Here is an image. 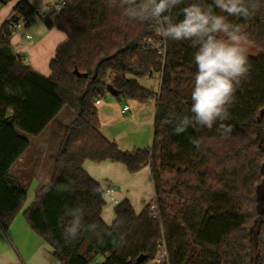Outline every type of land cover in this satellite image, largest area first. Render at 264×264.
Here are the masks:
<instances>
[{"label":"trees","instance_id":"obj_1","mask_svg":"<svg viewBox=\"0 0 264 264\" xmlns=\"http://www.w3.org/2000/svg\"><path fill=\"white\" fill-rule=\"evenodd\" d=\"M64 1L54 15H39L46 28L66 36L46 76L27 65L10 43L12 25L20 17L30 23V0H0L12 2L11 15L0 26L1 227L10 226L27 198L11 173L30 145L27 136L40 135L68 107L74 115L63 129L51 176L22 212L58 264H89L98 256L104 257L102 264H264V8L247 20L228 18L241 25L257 54H247L249 71L236 86L230 119L224 121L232 131L223 138L219 122L212 129L189 127L180 135L163 123L190 114L196 72L190 41L165 42L154 22L127 18L108 0ZM191 3L206 8L213 0H184L173 12ZM160 43L164 55L152 48ZM154 72L160 74L157 92L137 80ZM107 86L115 96L139 102L154 98L149 147L121 150L101 133L95 101ZM86 161L120 163L130 174L148 166L153 200L140 213L122 200L106 224L103 189L85 171ZM69 181H74L70 191H56V185ZM49 183L52 188L46 190ZM75 207L83 209L85 225L98 226V235L82 230L66 244L59 221ZM163 250L167 258L155 263Z\"/></svg>","mask_w":264,"mask_h":264},{"label":"clouds","instance_id":"obj_2","mask_svg":"<svg viewBox=\"0 0 264 264\" xmlns=\"http://www.w3.org/2000/svg\"><path fill=\"white\" fill-rule=\"evenodd\" d=\"M109 6H118L122 14L141 23H155L157 34L173 41H190L196 49V72L191 94L190 114L174 116L163 121L172 125L173 133L180 135L189 127L212 129L226 138L232 127L224 123L230 119L229 107L233 102L236 86L249 71V36L241 25L229 21V17L249 19L264 8L262 0H213V5L202 7L191 3L173 12L184 0H108ZM218 9V14L215 10ZM182 16L183 19H178ZM199 147V141L190 139ZM68 184L56 185L58 192L70 191ZM49 183L46 190H51ZM84 211L80 207L67 208L59 226L66 244L73 243L81 231L98 235L95 223H83ZM112 235L111 232L108 233ZM115 245L117 241L113 239Z\"/></svg>","mask_w":264,"mask_h":264},{"label":"crops","instance_id":"obj_3","mask_svg":"<svg viewBox=\"0 0 264 264\" xmlns=\"http://www.w3.org/2000/svg\"><path fill=\"white\" fill-rule=\"evenodd\" d=\"M4 7V9L0 10V26L2 22H4L11 15L12 2L5 4ZM27 26H29V24H27L26 27ZM42 26L43 27H40L39 33L34 37L31 36L30 33H27L26 29L25 31L19 32L13 31L10 37V43L13 51L21 54L24 58V62L27 65H29L35 71L47 76L50 73L48 65L50 60L55 55L56 47L65 41L66 36L56 28L48 29L43 24ZM25 34H29L31 38L26 39ZM101 103L102 101L100 99V103L96 104V106L101 105ZM65 109L66 108L64 107L59 112L55 119L40 135L27 136L30 145L11 168L12 175L15 176L26 189L27 198L21 211L15 216L10 226L5 230L0 225V264H58L57 260L52 255L51 246L45 242L43 238L31 230L24 220L22 212L33 200L35 191L40 186L45 184L51 176L53 171L54 155L62 136L61 133H63L64 127L71 121L74 115L73 111L68 109L66 113L71 118L69 120L67 118L64 119L62 117V113ZM56 122L61 124L63 127V129L60 130V133H57V136L61 134L57 140V143H55L54 140V133H49V137H43V134L46 133L50 127L56 126ZM104 136L108 138L106 135ZM109 140L115 142L114 139ZM83 167L85 171L92 177H94L92 173H98L100 168L103 170H110L112 173L121 174L122 178H120L123 179V183H117V187L112 184H106L102 189H105L108 186L115 187L114 196L118 203H120L121 198L124 197V199H127L130 202L136 213H140L147 203H143L142 206H136V204L134 205V198L131 195V190H127L125 195H120L119 200L117 197V190L119 187H131L132 183L139 177L140 173H146L149 175L152 186L153 196L151 201L154 198V189L150 178V169L148 166L143 167L142 170L137 173H129L130 175L126 174L127 170L124 165L116 162H104L101 164H96L91 161H86ZM104 212L105 211L103 209L101 216L104 222L108 224L109 222L107 218H105Z\"/></svg>","mask_w":264,"mask_h":264},{"label":"rangeland","instance_id":"obj_4","mask_svg":"<svg viewBox=\"0 0 264 264\" xmlns=\"http://www.w3.org/2000/svg\"><path fill=\"white\" fill-rule=\"evenodd\" d=\"M61 0H30L34 13L30 19L29 26L23 25L14 32L27 31L31 36H36L39 33L42 23L39 19V15L49 14L54 15L57 13L58 7ZM5 4H0V10L4 9ZM247 54L255 55L257 54V49L249 42ZM28 63V62H27ZM30 64V63H28ZM138 82L154 92L159 89L160 74L159 72H154L152 76H145L137 78ZM101 105H97V113L100 121L101 132L106 135L109 139H114L117 146L121 150H133L138 148H147L151 145L153 137V123L155 117V100L150 98L146 101L139 102L132 98H127L123 96H115L107 92L101 98ZM127 105L129 110L122 112V107ZM66 109L62 113V117L68 120L71 118L67 115ZM63 127L61 124L56 122V126H52L49 130L44 133L43 137H49V133L55 134L54 140H57ZM62 132V131H61ZM43 139V138H42ZM101 164V163H100ZM102 167V166H99ZM142 170V169H141ZM93 178L97 180L102 188L106 184H112L117 187V183H123L121 179V174L112 173L110 170L99 169L98 173H92ZM130 175L128 172L126 173ZM121 177V178H120ZM121 181V182H120ZM127 190H131V195L133 196V202L136 206H142L143 203H149L152 199V186L150 183L149 175L146 173H140L139 177L132 183L131 187L124 188L119 187L117 190V197L120 200V195H125ZM105 200L104 205V216L108 220V225L114 219L113 208L116 204H113L108 198L103 196ZM124 199L121 198V201ZM144 201V202H143ZM131 202V203H133ZM21 215V214H20ZM108 215V216H107ZM113 218V219H112ZM104 262V257L98 256L92 260L89 264H102Z\"/></svg>","mask_w":264,"mask_h":264},{"label":"built area","instance_id":"obj_5","mask_svg":"<svg viewBox=\"0 0 264 264\" xmlns=\"http://www.w3.org/2000/svg\"><path fill=\"white\" fill-rule=\"evenodd\" d=\"M65 4V1L64 0H61L60 1V4L57 5L58 9L60 8V6L64 5ZM26 21L20 17L18 19V21H16L13 25H12V30L15 31L17 30L18 28L22 27L23 25H25ZM25 38L26 39H30L31 36L29 34H25ZM152 48L153 49H157L158 50V53L161 54V55H164V51H165V45L160 43L158 45H152ZM100 103V100L97 99L95 101V104H99ZM128 110V106L127 105H124L123 108H122V112H126ZM114 193H115V187L113 186H108L106 187L105 189H103V196H105L106 198H108L111 202L115 203V204H118V201L117 199L115 198L114 196ZM152 210H155V206L153 204H151V207H150ZM167 258V255H166V252L165 250L161 251V253L155 258L154 262L155 263H161L164 259Z\"/></svg>","mask_w":264,"mask_h":264},{"label":"water","instance_id":"obj_6","mask_svg":"<svg viewBox=\"0 0 264 264\" xmlns=\"http://www.w3.org/2000/svg\"><path fill=\"white\" fill-rule=\"evenodd\" d=\"M82 76L85 77L86 75L83 74ZM107 91H108L109 93H111V94H116V93H117V91L114 90L111 86H107Z\"/></svg>","mask_w":264,"mask_h":264}]
</instances>
